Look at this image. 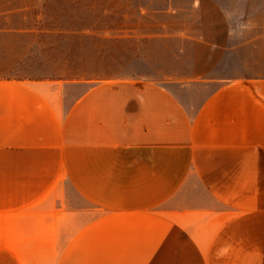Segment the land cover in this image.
I'll return each instance as SVG.
<instances>
[{"label":"crops","instance_id":"crops-1","mask_svg":"<svg viewBox=\"0 0 264 264\" xmlns=\"http://www.w3.org/2000/svg\"><path fill=\"white\" fill-rule=\"evenodd\" d=\"M0 264H264V0H0Z\"/></svg>","mask_w":264,"mask_h":264},{"label":"rangeland","instance_id":"rangeland-1","mask_svg":"<svg viewBox=\"0 0 264 264\" xmlns=\"http://www.w3.org/2000/svg\"><path fill=\"white\" fill-rule=\"evenodd\" d=\"M134 1H135V3L137 5H139V4H141L145 0H134ZM35 59H36V64H37V65H35L36 68L42 69V71H46L47 70V67H46V65H45V63L43 61V58L40 56V54L38 52H36ZM28 67H29V65H28Z\"/></svg>","mask_w":264,"mask_h":264}]
</instances>
